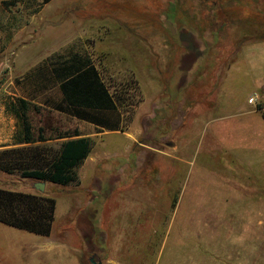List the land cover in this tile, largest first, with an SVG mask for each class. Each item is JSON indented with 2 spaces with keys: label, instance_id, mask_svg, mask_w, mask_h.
I'll return each instance as SVG.
<instances>
[{
  "label": "rangeland",
  "instance_id": "rangeland-1",
  "mask_svg": "<svg viewBox=\"0 0 264 264\" xmlns=\"http://www.w3.org/2000/svg\"><path fill=\"white\" fill-rule=\"evenodd\" d=\"M160 1L156 20L146 0H0V99L21 98L55 54L91 53L119 80L134 78L136 102L125 134L94 137L92 157L115 155L91 157L79 182L40 192L0 171V187L57 201L48 237L0 223V264H119L127 249L142 264H264L262 4L244 19L250 6L230 10L243 0H192L197 14L190 0ZM35 101L37 135L59 116Z\"/></svg>",
  "mask_w": 264,
  "mask_h": 264
},
{
  "label": "trees",
  "instance_id": "trees-1",
  "mask_svg": "<svg viewBox=\"0 0 264 264\" xmlns=\"http://www.w3.org/2000/svg\"><path fill=\"white\" fill-rule=\"evenodd\" d=\"M49 1L51 0H44L45 3ZM243 1V3L237 1L236 7H230L232 8L230 10L241 12L243 4L250 6L249 14L244 16V19L257 15V11L252 13V9H256V6L262 4L260 8L264 10V0ZM146 2L154 3L153 7L157 11L154 16L158 20L163 8L162 2L160 0H146ZM190 2L194 13L197 14L198 9L192 0ZM186 52L187 50L184 51V54ZM180 58L182 59V55ZM101 60L98 61V65L104 66L103 60L102 62ZM56 61L58 59L49 62L52 71L58 75L57 77H60V89L67 104L64 108L68 109L70 114L79 119L98 124L105 130L125 131L127 129L125 114L136 105L135 94L130 92L134 87L132 85L135 82L133 77L118 80V85H114L113 82L115 81L111 78L107 80L103 78L101 70L97 64L95 65L91 55L82 53H74L67 59ZM42 69L43 65L40 64L34 67L30 75L31 73L32 75L40 74ZM16 103L17 116L20 122L19 142L24 145L0 148V171L8 174L19 173L22 178L62 186L79 182L77 169L90 155L93 139L83 136L82 133L75 130L72 133H60L57 136V138H65L59 147L36 144V142L49 139L45 136V129L42 126L38 128V134H35L34 124L30 117L31 111L40 113L41 110L37 104L24 98H18ZM96 109L105 111L99 115L94 112ZM160 168L161 165L155 163L151 167V171L155 174V171L160 170ZM176 201L177 199L173 201L175 204L172 203L173 208ZM56 208L57 201L52 196L0 187V223L7 226L48 237L52 233Z\"/></svg>",
  "mask_w": 264,
  "mask_h": 264
},
{
  "label": "crops",
  "instance_id": "crops-1",
  "mask_svg": "<svg viewBox=\"0 0 264 264\" xmlns=\"http://www.w3.org/2000/svg\"><path fill=\"white\" fill-rule=\"evenodd\" d=\"M91 55V53H90ZM62 54H58L54 60L58 59V61L67 59L68 57H62ZM93 62L95 63V65L97 64V67H99V69L101 70V75L103 76L104 79H112L114 83V85H118V80L119 78H117L118 76L114 75L112 72L109 71L108 68L105 67V63L104 66H100L98 65V61L100 59H102V56H99L98 58L96 56H93V54L91 55ZM48 58V57H47ZM47 60V59H46ZM51 60V61H54ZM56 61V62H58ZM102 61V60H101ZM196 61L194 60L192 62V69L194 70L193 66L194 63ZM43 65V69L42 71L37 74L29 75L30 78L27 79V82H29L30 84V89L27 90V92L25 94H19L21 98L27 99L31 101H35V99H38L39 102H37L38 104L47 107L49 109H51L53 112H55L58 116H59V120L54 124H51L49 122L45 123V125H41L45 131L44 134L47 130H51V131H55V136L54 137H50V136H46L47 138H49L46 141L43 142H36V144H44V145H50V146H54L51 143H56L55 147H59L60 144L65 140V138H57V136L60 133H64V132H75V130L79 131L80 133H82L83 136H88L91 137L92 139H94V137L96 136H103V135H112V137L116 136V134H125V131H121V130H116V131H109V130H105L104 128H102L101 126H99L98 124L92 123L90 121L87 120H83V119H79L76 116L70 114L68 112V109L64 108L65 105H67L65 103V97L63 92L60 89V77H57L58 75L52 71V66L50 64V62L48 61L46 64H42ZM104 67H105V71H104ZM114 88V87H113ZM55 89L56 90V98L53 99L51 97V90ZM42 96V99H40ZM155 97V96H154ZM157 101L155 99L154 104L153 105L156 106L157 105ZM36 102V101H35ZM146 100H142L139 104V106L136 109H141L143 108V106L145 105ZM146 109V108H145ZM148 109H150V106L148 107ZM102 109H96L94 110V112H96V114L102 115L103 114ZM17 112H18V108H17V103L16 101H12V99H10L8 96L4 99H0V148H8V147H17V146H22L24 144L20 143L19 138H20V122L18 120V116H17ZM152 115L149 114L148 118L151 117ZM67 117L73 118V121H81L83 122V124H88V128L90 129L91 127L94 128H99L100 131L96 132H89V133H84L82 131V128H77V127H73L72 124L66 125L65 120ZM49 124V125H48ZM40 127V126H39ZM106 139V138H105ZM102 139L101 143L104 144V140ZM112 139V138H110ZM113 141L110 140L108 143H112ZM105 145V144H104ZM106 146V145H105ZM101 156H96V158L98 159H102V158H108L112 155L115 154H110L108 153V151H104L101 153ZM92 157V151L90 153V155L88 156V158L85 160V162H87L88 160H91ZM92 160H95V157H92ZM180 160H183L184 157H174ZM84 162V163H85ZM47 185V182H46ZM141 221V218L137 219V223H139ZM133 224H136V222H132ZM131 248V247H130ZM129 249H127V253L124 256V259H122L120 261L119 264H142L141 263V259H140V251L137 252L136 250L133 251L131 254L128 253ZM132 255V256H131ZM154 256V255H153ZM155 258V257H154ZM153 258V259H154ZM157 260V262H156ZM216 260H219V258ZM167 260L165 262H163V264H167ZM183 262V258L181 257L180 260L175 259V263H179L181 264ZM183 263H188V259H185ZM226 263V262H225ZM150 264H162V260L160 257H158V259H154L151 261Z\"/></svg>",
  "mask_w": 264,
  "mask_h": 264
},
{
  "label": "water",
  "instance_id": "water-1",
  "mask_svg": "<svg viewBox=\"0 0 264 264\" xmlns=\"http://www.w3.org/2000/svg\"><path fill=\"white\" fill-rule=\"evenodd\" d=\"M34 186H35V188H36L38 191H40V192H44L45 189H46V182H44V181H37V182H35ZM90 261H91V264H100V262L97 263V262L95 261L94 257H91V258H90Z\"/></svg>",
  "mask_w": 264,
  "mask_h": 264
},
{
  "label": "built area",
  "instance_id": "built-area-1",
  "mask_svg": "<svg viewBox=\"0 0 264 264\" xmlns=\"http://www.w3.org/2000/svg\"><path fill=\"white\" fill-rule=\"evenodd\" d=\"M255 99L252 97L251 99H250V102H253Z\"/></svg>",
  "mask_w": 264,
  "mask_h": 264
},
{
  "label": "flooded vegetation",
  "instance_id": "flooded-vegetation-1",
  "mask_svg": "<svg viewBox=\"0 0 264 264\" xmlns=\"http://www.w3.org/2000/svg\"><path fill=\"white\" fill-rule=\"evenodd\" d=\"M94 257V256H93Z\"/></svg>",
  "mask_w": 264,
  "mask_h": 264
}]
</instances>
